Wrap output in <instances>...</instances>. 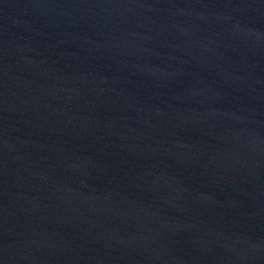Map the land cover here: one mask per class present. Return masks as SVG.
I'll return each mask as SVG.
<instances>
[{
  "label": "water",
  "instance_id": "water-1",
  "mask_svg": "<svg viewBox=\"0 0 264 264\" xmlns=\"http://www.w3.org/2000/svg\"><path fill=\"white\" fill-rule=\"evenodd\" d=\"M0 264H264V0H0Z\"/></svg>",
  "mask_w": 264,
  "mask_h": 264
}]
</instances>
